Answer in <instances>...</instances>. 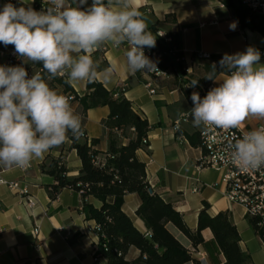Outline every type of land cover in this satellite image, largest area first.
I'll use <instances>...</instances> for the list:
<instances>
[{
  "label": "crops",
  "instance_id": "crops-1",
  "mask_svg": "<svg viewBox=\"0 0 264 264\" xmlns=\"http://www.w3.org/2000/svg\"><path fill=\"white\" fill-rule=\"evenodd\" d=\"M91 2L87 0L81 10L91 6ZM76 3L79 0H69L71 6ZM137 7L148 25V31L155 28L176 34L178 48L191 66L195 79L204 76L200 68L204 59L198 57L201 53L231 55L244 52L248 46L259 52L264 49V35L256 30L240 28L231 10L221 0H137ZM171 19L173 22H170ZM234 21L237 22L236 27L230 30L229 25ZM126 49V43L120 48L105 44L93 52L92 58L100 71L111 62L118 63V71L111 83L98 82L114 93L124 86V97L150 125L146 134L148 146L136 150V157L145 165L146 181L152 192L170 202L192 231L197 227L198 212L205 204L210 216L225 213L239 233L238 245L249 255L250 264H264V242L253 230L244 209L225 197L221 174L210 168L198 167L202 149L199 144H192L191 140H195L202 126L193 127L189 114L187 120L180 121L179 128L174 129V122L194 107L192 93L198 92L203 99L202 89L182 88L174 77L164 76L159 79L156 94L150 95L144 86L145 75L140 71L135 74L128 71L124 56ZM259 63L264 64V57L261 56ZM64 80L67 81L66 76ZM209 83L214 88L222 81L210 80ZM69 86L78 96L87 92L86 82ZM53 90L64 93L63 85L57 83L53 84ZM71 107L80 116L85 133L79 141L91 145L97 157L103 158L108 149L109 133L102 120L109 113L108 107L88 109L83 116L76 102ZM260 124L264 125V120L250 118L241 128L252 131ZM92 140L96 141L92 143ZM120 142L124 145L127 139L122 138ZM59 158L63 160L67 176L78 175L81 161L76 150L70 147L69 140L50 149L43 159H34L24 170L0 165L4 179L19 181L35 199V205L28 209L18 194L0 184V264L17 261L26 264H94L98 235L93 229L94 220L86 218L82 210L80 193L65 187L55 199H50L48 195L47 188L54 183V179L42 171L41 165ZM193 187H197V191H192ZM86 201L95 209L102 204L93 196H88ZM111 201L112 198H107V202ZM140 203L137 194L128 193L121 208L133 225L144 233L147 229L135 214ZM36 226L38 233L35 235L33 228ZM167 227L191 253L193 261L184 264H225L224 255L209 228L201 230L203 240L194 247L171 224ZM38 240L43 243L39 248ZM138 254L137 249L130 248L126 258L134 259Z\"/></svg>",
  "mask_w": 264,
  "mask_h": 264
},
{
  "label": "clouds",
  "instance_id": "clouds-1",
  "mask_svg": "<svg viewBox=\"0 0 264 264\" xmlns=\"http://www.w3.org/2000/svg\"><path fill=\"white\" fill-rule=\"evenodd\" d=\"M87 0L75 6L69 0H48V7H16L7 3L0 10V43L13 45L26 61L42 63L48 79L67 77V83H111L118 63L102 71L93 60L95 50L105 44L125 50L129 72H159L157 63L144 49L156 46V36L138 10L137 0ZM237 22L229 25L234 30ZM261 53L248 46L244 52L225 53L204 76L222 81L201 99L193 92L194 107L188 111L193 127L239 128L250 118L264 120V64ZM192 79L187 87H196ZM84 135L81 118L67 96L49 87L40 72L31 78L23 66H0V165L25 168L43 159L52 148ZM231 163L241 171L264 167V127L249 131L228 144Z\"/></svg>",
  "mask_w": 264,
  "mask_h": 264
},
{
  "label": "trees",
  "instance_id": "trees-1",
  "mask_svg": "<svg viewBox=\"0 0 264 264\" xmlns=\"http://www.w3.org/2000/svg\"><path fill=\"white\" fill-rule=\"evenodd\" d=\"M39 2L40 0H35ZM228 7L232 16L238 21L240 28L256 30L264 35V17L250 13L237 0H221ZM173 22V19L170 20ZM157 29L153 28L154 34ZM171 36L168 44L160 41V47L165 52L176 48L175 55H179L178 39L171 31L165 32ZM13 48V45L5 46L0 43V49ZM224 55H210L209 60H203L200 68L204 73L211 71L212 65L216 64V72L220 73L224 69L220 68L219 61ZM195 57V56H193ZM171 57L165 55L159 62L161 69H173ZM29 63L42 69L41 75L48 79V73L42 68V63ZM181 65H178L180 67ZM204 76L199 79L198 85L202 89L203 98L207 95L206 87L210 84ZM175 82L181 83L174 76ZM195 79L193 72L186 77L190 83ZM49 84L63 85L64 93L73 91L69 84L61 77L48 79ZM205 89H204V88ZM87 92L78 96L75 95L76 102L83 116L88 109L99 106H107L109 113L102 120V125L108 130V149L104 155V163L100 165L95 150L86 142H80L69 134L70 147L76 150L81 161L79 173L75 177H69L61 158L52 159L48 164L43 163V172L53 177L54 183L49 185L48 195L50 199H55L61 189L67 187L78 193L82 197V210L88 219L95 222V231L98 235V243L94 257L98 264H184L193 261L188 248L169 231L167 225L171 224L184 236H186L192 246H197L202 242L201 230L209 228L225 258V264H250L249 255L243 252L239 245V233L236 227L230 222L225 213L219 212L213 216L207 213V204L197 215V227L192 231L185 223L183 216L170 202L163 200L154 192H149V185L146 181L145 165L136 157V150L147 148V131L150 128L148 121L140 117L133 109L130 101L123 95L125 91L114 93L108 91L100 82L86 83ZM205 90V91H203ZM84 132V131H83ZM85 134V133H84ZM126 138V144H121L120 140ZM96 140H92V143ZM192 144L198 145V136L191 140ZM128 193H135L141 200L135 214L143 221L146 232H140L122 211L124 196ZM88 196L102 202L99 209L93 208L87 203ZM107 198H112L107 202ZM250 224H254V219H249ZM264 242V236H261ZM130 248H135L139 254L134 259H127L126 254Z\"/></svg>",
  "mask_w": 264,
  "mask_h": 264
},
{
  "label": "built area",
  "instance_id": "built-area-1",
  "mask_svg": "<svg viewBox=\"0 0 264 264\" xmlns=\"http://www.w3.org/2000/svg\"><path fill=\"white\" fill-rule=\"evenodd\" d=\"M245 7L250 13L264 17V0H237ZM12 3L16 7L25 6L32 7L36 11L48 7V2L40 0H0V10L7 3ZM92 4V2H91ZM83 10V9H82ZM156 36V46L154 48H145L144 52L147 57L157 63L159 72H142L146 77L144 86L146 87L150 95L156 94L158 82L161 77L168 76L178 78L182 88H187L189 82L185 79L192 73L191 66L186 62L182 53L175 55L176 48L165 52L160 47V41L163 44H168L171 41V36L167 35L164 31L157 29L153 34ZM127 44V43H126ZM129 47V46H128ZM180 51V50H178ZM181 52V51H180ZM261 56L264 57V49L260 51ZM168 55L171 57L173 63V69L167 68L161 69L159 62L163 60L164 56ZM199 58L209 60L210 55L201 53L198 55ZM0 59L3 60V66H23L28 72V77L36 73H42V69L35 67L20 57L13 48L0 49ZM178 65H181L178 67ZM60 77V76H58ZM64 79V77H61ZM46 82L49 84L48 79ZM124 86L121 87V91L124 90ZM212 85L209 84L206 87V92L212 89ZM67 96L70 105L73 103L76 93L74 91H68L63 93ZM189 113H186L180 117V119L174 122V129L179 128L180 121H186ZM264 127L260 124L256 129ZM246 131L239 128L233 129H222V128H211L204 130L203 126L198 132L199 146L202 149L201 155L198 161V167L210 168L221 174V180L225 185L224 195L231 203L240 205L244 209V213L248 219H254L255 223L252 224V228L255 233L261 238L264 236V167L257 170L241 171L237 166L231 163L230 153L228 150V144L234 142L236 139L243 137ZM84 136V135H83ZM147 139H143L146 142ZM96 163L103 165L104 158L100 161L95 160ZM26 168V167H25ZM25 168H19L24 170ZM0 184L6 186L12 192L18 194L24 206L28 209H32L35 205V199L28 193V189L19 183L17 180L8 181L3 178L2 171H0ZM192 191H197V187H193ZM95 230V226L93 227ZM33 233H38V227L33 228ZM42 241H37V248L42 246ZM14 264H26L24 261H17ZM94 264H98L96 258H94Z\"/></svg>",
  "mask_w": 264,
  "mask_h": 264
},
{
  "label": "rangeland",
  "instance_id": "rangeland-1",
  "mask_svg": "<svg viewBox=\"0 0 264 264\" xmlns=\"http://www.w3.org/2000/svg\"><path fill=\"white\" fill-rule=\"evenodd\" d=\"M2 65H3V60L0 59V66H2ZM48 82H49V80H48ZM49 87L53 89V85L49 84Z\"/></svg>",
  "mask_w": 264,
  "mask_h": 264
},
{
  "label": "water",
  "instance_id": "water-1",
  "mask_svg": "<svg viewBox=\"0 0 264 264\" xmlns=\"http://www.w3.org/2000/svg\"><path fill=\"white\" fill-rule=\"evenodd\" d=\"M149 192H152V189L151 188H149Z\"/></svg>",
  "mask_w": 264,
  "mask_h": 264
}]
</instances>
